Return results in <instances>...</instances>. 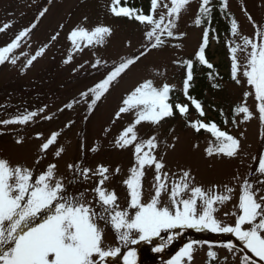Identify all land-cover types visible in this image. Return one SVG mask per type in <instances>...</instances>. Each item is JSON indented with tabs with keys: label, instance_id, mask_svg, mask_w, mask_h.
Instances as JSON below:
<instances>
[{
	"label": "rangeland",
	"instance_id": "rangeland-1",
	"mask_svg": "<svg viewBox=\"0 0 264 264\" xmlns=\"http://www.w3.org/2000/svg\"><path fill=\"white\" fill-rule=\"evenodd\" d=\"M138 1L144 3V0ZM111 2L112 0H0V27L5 24L11 25L0 32V47L9 44L21 30L36 22L44 8L48 9L45 15L39 18L36 27L22 39L21 46L10 54L17 58V63L13 65L5 62L0 65V120L11 119L28 112L38 113L27 124H0V157L9 159L13 165L35 167L37 174L49 163H55L56 174L64 178L68 191L75 190L77 194L84 192L85 201L91 202L93 207H96L95 193L91 190L100 177L89 173L90 179L80 177L75 184L69 183L74 179V170H69L68 165L75 164L91 168L93 171L99 165H104L109 169L107 173L109 179L105 181L104 187L109 192L115 191L120 209L129 210L131 215L135 210L128 209L130 197L125 181L130 177V170L136 163L134 146L120 148L115 142L122 130L133 121L134 114H122L120 119H115V113L121 106L122 97L146 79H152L158 87L163 83L173 86L171 93H181L183 101L187 102L191 110L193 106L188 99L190 96L184 93L186 65L180 62L196 60L203 33L209 28L204 22L199 26L195 24L201 0H190L186 10H182L180 14L176 29L177 32L186 35L182 39L165 38L164 47L153 49L141 57L92 111L88 106L91 94L85 99L81 93L99 81L105 67L114 65L123 57L138 54L143 50L142 45L146 43L145 27L134 20L114 16L110 11ZM221 2L222 0H211V12L218 10ZM158 3L157 18L161 13H167L168 9L163 5L168 4L170 8L171 0H158ZM225 10L227 13L223 19L224 27L220 29L221 37L216 36L213 28L209 31L208 51L212 61L219 63L223 76L220 77L219 84L210 80L204 89V96L208 102L204 106L206 115L202 119L209 122L210 118H216L215 114H221L222 130L236 136L243 132V153L234 159L208 156L205 150L214 142V138L208 134L196 133L187 127L186 119L180 115L166 118L161 126L142 123L137 126V131L139 138L144 140L156 136L158 147L154 151L158 159L163 156L166 168L162 171L169 173V190L171 181L178 179L185 170H190L195 177V185L203 186L205 189L219 185L220 188L216 191L223 192L225 184L232 187L234 189L231 193L232 198L218 207L215 216L224 223L234 226L240 214L238 204L242 194L241 184L250 171L254 172L257 169L259 158L264 155V125L258 118L254 94L246 101V106L254 113L253 119L241 123L243 114H239L235 115L239 127L232 124L235 107L245 104L244 93L253 92L244 76L252 49L250 45L245 46L243 38L248 37L253 42H260L256 36L257 28L249 21L248 16L252 17L256 25L264 26V0H228V7ZM233 17L238 22V34L235 36L230 30ZM78 25L89 29L97 25L111 26L113 35L104 46L85 47L83 51L73 53L68 34ZM57 32L59 35L52 40ZM230 45L233 47L240 45L235 53L239 65L237 76L241 81L239 84L232 78L233 54ZM44 46H47L44 54L30 67H25L27 60ZM70 53H73V59L66 63ZM96 59L107 61V66L93 68L92 64ZM198 82L196 79L195 83ZM70 103L72 107H66ZM48 116L52 118L45 119ZM190 117L196 120L199 114L193 110ZM225 119L229 121L227 125L224 124ZM53 132L60 133L56 144L49 148L40 164L35 165L39 146ZM37 133H43V137L38 139ZM17 139H23V143L17 144ZM172 144H175L174 148L170 147ZM58 147H63L64 152L60 157H55L54 153ZM254 157L256 159H253ZM117 168L119 172H116ZM144 171L142 202L146 203L154 195L156 173L154 166H146ZM237 175L240 177L239 181L233 179ZM255 178L264 177L257 174ZM184 195L187 197L189 193ZM257 199L259 200V196ZM164 204L170 206L167 193L161 196V206ZM225 213L229 215L226 216ZM101 227L104 228L106 246H120L122 249L120 258L129 250L135 249L139 264H169L179 250L193 240L207 243L196 246L192 264H244L245 256L250 257L252 261L259 260L244 249L242 243L232 242L236 246L233 250L224 247L232 241L234 237L232 234L178 229L162 232L161 236L153 238L151 243L141 241L135 245H123L113 228L105 226L103 222ZM173 232L179 234L169 242L167 237ZM133 236L136 237L138 234L133 233ZM162 244L166 245L164 250L156 252L154 249ZM210 250L218 253V259L206 255ZM119 257L111 260L116 262Z\"/></svg>",
	"mask_w": 264,
	"mask_h": 264
},
{
	"label": "snow or ice",
	"instance_id": "snow-or-ice-1",
	"mask_svg": "<svg viewBox=\"0 0 264 264\" xmlns=\"http://www.w3.org/2000/svg\"><path fill=\"white\" fill-rule=\"evenodd\" d=\"M190 0H171V7L164 4L167 13H161L157 18L156 9L158 0H151V8L148 14L143 10L121 5V0H113L110 7L111 13L116 17H125L143 25L146 29L144 38L146 43L142 45L141 51L131 57H123L114 63L103 75V78L91 86L87 91L81 93L85 99L91 94L89 109L94 111L98 102L106 98L110 89L114 88L124 74L131 70L143 56L153 49L165 46V38L182 39L186 33L176 31L182 10ZM211 0H201L198 16L195 19L197 26L202 22H211ZM222 7L227 9L228 0H222ZM246 11V9H244ZM48 11L44 8L37 17V21L29 27L24 28L6 46L0 47V65L10 62L15 65L17 58L10 56L14 50L21 46V41L28 36L36 27L39 18ZM257 28L256 36L259 43L253 42L251 38L244 37L245 46H251L250 59L244 71L247 84L253 92L244 93L245 104L237 105L234 109L232 124L239 127L235 115L243 114L241 123L250 121L254 113L246 106L247 98L254 94L257 102L258 118L264 125V26L256 25L252 17L248 16ZM87 18L85 17V21ZM10 24L0 27V32L9 28ZM63 25H61V28ZM231 33L238 34V22L231 19ZM59 33L52 37L55 40ZM113 35V29L107 25H97L89 29L76 26L68 34L73 53L83 51L85 47L104 46ZM209 43V31L203 33L202 44L196 53L197 62L212 69L214 66L206 58L205 49ZM131 42H128V46ZM41 47L26 62L25 67H30L33 62L46 51ZM240 45L231 46L232 55V78L237 84L241 81L237 78L239 65L235 53ZM73 53L66 58V63L73 59ZM186 65V78L184 81V93L187 95L191 81L194 79V61H181ZM107 66V61L96 59L93 68L99 69ZM83 67V65H81ZM159 74V73H157ZM211 76L212 73H209ZM173 86L163 83L156 86L152 79H146L126 93L121 100V106L115 113V119H120L122 114H134L133 121L126 126L116 140V146L127 148L134 146L135 165L130 170V177L125 181L129 190L128 209H134L130 215L129 210L120 209L118 196L114 190L109 192L105 187V181L109 179V169L99 165L93 171L91 168L80 167L69 164V170L73 171L74 179L69 183L75 184L83 177L90 179L89 173L100 177L96 186L91 190L95 193L96 207L91 202L85 201V193L69 192L63 177L57 176V165L49 163L39 174L35 167L29 168L25 165L15 164L7 158L0 157V264H107L109 258L119 257L121 247L106 246L104 243L105 226L113 228L118 235V240L123 245L138 244L141 241L151 243L153 238L160 237L162 232H170L178 229H194L198 232L209 231L217 234L234 235L249 252L264 261V178L256 179V175L264 177V155L258 161L257 169L248 174L241 184V195L238 208L240 214L237 216L235 225L226 224L217 219L215 213L218 207L229 201L234 189L227 184L223 186L224 191L218 192L219 185L205 189L203 186L194 184L195 177L190 170L183 171L178 179L171 181L169 190V173L162 171L166 168L163 156L159 159L155 154L158 141L155 135L147 140L139 138L137 126L149 123L153 126H161L166 118H173L179 114L187 118L189 106L187 104L171 102ZM200 117H205V109L202 103L192 97H188ZM76 101H73L75 103ZM71 108L72 104L66 105ZM175 108V111H174ZM38 113L28 112L17 115L11 119L0 120V124H27ZM48 116L45 119H51ZM115 122V121H113ZM229 121L224 120L227 125ZM186 126L192 128L196 133L203 130L211 134L214 142L206 148L208 156H217L234 159L243 153L242 140L244 133L239 136L232 135L215 122H205L204 119L188 120ZM174 132L175 129H172ZM59 132H53L41 143L38 149L35 165L45 158L49 148L56 144ZM43 133H37V138H42ZM176 139H179L176 137ZM17 144H22L23 139H17ZM175 147V144L170 145ZM198 147V145H197ZM95 151L96 149H92ZM64 152L63 147H58L55 157H60ZM253 159H256L255 157ZM155 168V182L153 184L154 195L148 202H142L143 177L145 167ZM119 172V169H116ZM175 175V174H173ZM239 181V175L233 177ZM168 194L170 206H161V196ZM185 193H189L185 197ZM259 196V200L257 197ZM199 201V205H198ZM236 215V213H231ZM229 215V213H225ZM245 225L249 227H245ZM133 233L138 234L134 237ZM178 232L168 236L169 242L174 240ZM207 241L193 240L185 244L169 264H192L197 245ZM166 245H160L154 250L161 252ZM211 247V246H210ZM229 250L236 246L232 242L224 245ZM243 251V249H241ZM209 258L218 259L216 251H208ZM124 264H137V253L131 249L123 257ZM244 264H255L250 257H244Z\"/></svg>",
	"mask_w": 264,
	"mask_h": 264
},
{
	"label": "trees",
	"instance_id": "trees-1",
	"mask_svg": "<svg viewBox=\"0 0 264 264\" xmlns=\"http://www.w3.org/2000/svg\"><path fill=\"white\" fill-rule=\"evenodd\" d=\"M119 6H129V7H133V8H136V9H141V10H143L144 13L145 12L149 13V10L151 8V0H145V4L144 5H141L140 3H138L137 0H121V5H119ZM226 13L227 12L222 7V2H221V4L218 7V10H215V11L211 12V22H210V24L207 23L206 20L204 22V23L208 24L209 31H211L212 28H213L214 32L218 36L221 37L220 29L222 27H224L223 19H224V16H225ZM227 30H229V29H227ZM205 50L208 52L209 47L206 48ZM206 58L208 59V61L210 63L213 64L214 67L212 69H209V68H207V66L198 63L197 62V59H196L194 61V68H193L194 79H193V81L189 82L190 83V87L188 89V94L192 98H194V99H196V100H198V101H200L201 103H204V104H206V102H208L206 100L205 96H204V89L207 86L208 81L211 80L212 82H214L216 84H219L220 77L223 76V73L220 70L219 63L212 62V59H211L212 57L210 55L209 56H206ZM111 66H113V65H110V66L105 67L104 68V73ZM202 67H204L203 70H202ZM209 73H212V75L210 76ZM103 75L104 74H102V76L100 77V79L103 78ZM100 79H98V80H100ZM195 79H198L199 82L198 83H195L194 82ZM95 83H97V82H95ZM219 86H221V85H219ZM190 91H191V93H190ZM183 98L184 97H183V95L181 93H174V94L171 93V102H173V103H176L177 101H182ZM174 111H175V108H174ZM178 115L179 114L175 115L174 117H176ZM215 117H216L215 119H213V118L211 119L210 118V121H215L221 127L223 125L222 124L221 114H215ZM201 118L202 117L199 116V119H201ZM185 119L193 120L190 117V111L188 113L187 118H185ZM200 134H208V135H211L209 133L204 132L203 130H201ZM193 232H196V231H193Z\"/></svg>",
	"mask_w": 264,
	"mask_h": 264
}]
</instances>
